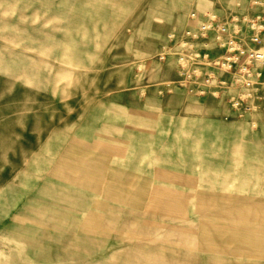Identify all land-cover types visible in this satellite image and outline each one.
<instances>
[{"label": "rangeland", "instance_id": "374dc122", "mask_svg": "<svg viewBox=\"0 0 264 264\" xmlns=\"http://www.w3.org/2000/svg\"><path fill=\"white\" fill-rule=\"evenodd\" d=\"M248 10L0 0V264H264V122L155 89L191 13Z\"/></svg>", "mask_w": 264, "mask_h": 264}, {"label": "built area", "instance_id": "2783aa9c", "mask_svg": "<svg viewBox=\"0 0 264 264\" xmlns=\"http://www.w3.org/2000/svg\"><path fill=\"white\" fill-rule=\"evenodd\" d=\"M242 14L195 12L194 27L168 34L156 59L172 63L162 91L196 98L224 99L240 113L264 101V0H247Z\"/></svg>", "mask_w": 264, "mask_h": 264}, {"label": "crops", "instance_id": "0c3cea01", "mask_svg": "<svg viewBox=\"0 0 264 264\" xmlns=\"http://www.w3.org/2000/svg\"><path fill=\"white\" fill-rule=\"evenodd\" d=\"M158 64L162 65L161 68L163 70L164 68L170 67L172 63L168 62L163 64L158 62ZM173 73H174V66H173V72H171V75L169 77L173 76ZM153 89L154 88H152V90ZM155 89L158 90L156 92L159 94L163 92L157 87ZM166 95H170V94L166 93ZM207 99H212V98H207ZM212 100L220 101L224 105V110L222 108H218L217 112L215 113V116H217V114H221V121L224 123L235 122L245 126L250 131H256L260 128V125L264 122V101H258L255 104V108L253 110L244 111L240 113L234 109H231L228 103L224 99H212ZM261 128L264 129L263 126H261ZM22 253L23 254H21L20 258L22 259V263L25 264L23 259H26L27 258L26 256L28 255L24 254L23 251ZM28 259L32 260L31 258ZM30 263L34 264L35 263L34 259Z\"/></svg>", "mask_w": 264, "mask_h": 264}, {"label": "bare ground", "instance_id": "6f19581e", "mask_svg": "<svg viewBox=\"0 0 264 264\" xmlns=\"http://www.w3.org/2000/svg\"><path fill=\"white\" fill-rule=\"evenodd\" d=\"M174 4H175L174 7H175L176 9L181 8V6H185V5L182 4L181 2H179V3H174ZM168 74H169V73L166 72L165 77H166V75H168ZM172 101H174L175 103L177 102V101H176V98H173ZM172 101H171V102H172ZM216 112H217V109H216L215 107H213L212 109H210V112H208V113H209L210 116H211L212 114H215ZM210 123H211V124L214 123V120H213V118H211V117H210Z\"/></svg>", "mask_w": 264, "mask_h": 264}]
</instances>
